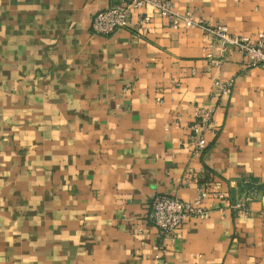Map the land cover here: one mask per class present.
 Returning a JSON list of instances; mask_svg holds the SVG:
<instances>
[{"label":"crops","instance_id":"1","mask_svg":"<svg viewBox=\"0 0 264 264\" xmlns=\"http://www.w3.org/2000/svg\"><path fill=\"white\" fill-rule=\"evenodd\" d=\"M116 2L0 0V264H264V67L150 7L146 31L133 13L94 33ZM172 2L253 41L264 27V0ZM201 190L210 217L161 235L155 198Z\"/></svg>","mask_w":264,"mask_h":264},{"label":"built area","instance_id":"2","mask_svg":"<svg viewBox=\"0 0 264 264\" xmlns=\"http://www.w3.org/2000/svg\"><path fill=\"white\" fill-rule=\"evenodd\" d=\"M154 10L163 18L169 20L176 29L181 24L185 28L191 29L198 27L205 34L212 36L222 43L224 53L236 51L241 53L249 67H264V27L257 32L256 39L253 41L250 37L237 36L231 34L226 26H210L204 21H195L191 12L180 14L176 11L172 0H117L112 6L99 11L92 22L94 33L102 36H109L119 29L129 26L130 18L133 13L138 14V22L143 31L147 30L150 23L149 16L144 12L146 8ZM211 63L219 66L220 59L208 55ZM222 95H229L231 84L222 85ZM216 110L214 108L201 109L191 126V135L189 143L194 152L203 153L208 142L206 135L214 132L212 124ZM208 194L201 190L193 201H183L176 197L158 196L153 202L152 221L158 228L161 235L170 237L173 241L178 239L181 225L189 219L206 220L210 217V210L206 208L204 200ZM234 204L235 210L246 211V202L249 196Z\"/></svg>","mask_w":264,"mask_h":264}]
</instances>
